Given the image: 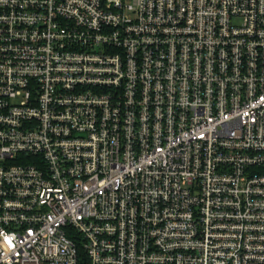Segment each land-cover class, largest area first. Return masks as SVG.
I'll return each instance as SVG.
<instances>
[{
    "label": "built area",
    "instance_id": "obj_1",
    "mask_svg": "<svg viewBox=\"0 0 264 264\" xmlns=\"http://www.w3.org/2000/svg\"><path fill=\"white\" fill-rule=\"evenodd\" d=\"M264 264V0H0V264Z\"/></svg>",
    "mask_w": 264,
    "mask_h": 264
},
{
    "label": "trees",
    "instance_id": "obj_2",
    "mask_svg": "<svg viewBox=\"0 0 264 264\" xmlns=\"http://www.w3.org/2000/svg\"><path fill=\"white\" fill-rule=\"evenodd\" d=\"M78 264H86L85 256L83 251H80L79 259H78Z\"/></svg>",
    "mask_w": 264,
    "mask_h": 264
},
{
    "label": "rangeland",
    "instance_id": "obj_3",
    "mask_svg": "<svg viewBox=\"0 0 264 264\" xmlns=\"http://www.w3.org/2000/svg\"><path fill=\"white\" fill-rule=\"evenodd\" d=\"M127 1H129V0H127Z\"/></svg>",
    "mask_w": 264,
    "mask_h": 264
}]
</instances>
